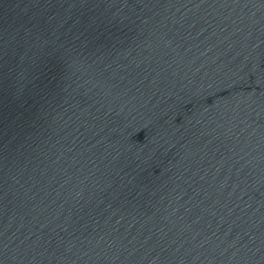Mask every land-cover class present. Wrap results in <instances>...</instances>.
I'll list each match as a JSON object with an SVG mask.
<instances>
[{
  "label": "water",
  "instance_id": "1",
  "mask_svg": "<svg viewBox=\"0 0 264 264\" xmlns=\"http://www.w3.org/2000/svg\"><path fill=\"white\" fill-rule=\"evenodd\" d=\"M0 264H197L87 0H0Z\"/></svg>",
  "mask_w": 264,
  "mask_h": 264
}]
</instances>
